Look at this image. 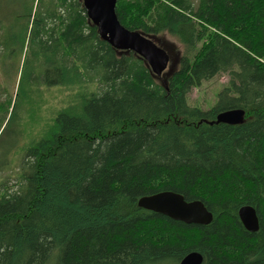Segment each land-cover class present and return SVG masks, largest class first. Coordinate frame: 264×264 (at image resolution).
I'll use <instances>...</instances> for the list:
<instances>
[{"label":"trees","instance_id":"1","mask_svg":"<svg viewBox=\"0 0 264 264\" xmlns=\"http://www.w3.org/2000/svg\"><path fill=\"white\" fill-rule=\"evenodd\" d=\"M116 14L130 31L176 39V68L157 77L114 49L82 0L0 3V67L22 58L16 97L0 82V128L9 116L22 129L18 169L0 176V264H180L191 253L264 264V0H118ZM220 75L217 104L189 106ZM55 90L65 95L50 111ZM233 110L243 123L216 122ZM167 191L213 221L138 206ZM245 206L258 232L241 223Z\"/></svg>","mask_w":264,"mask_h":264},{"label":"water","instance_id":"2","mask_svg":"<svg viewBox=\"0 0 264 264\" xmlns=\"http://www.w3.org/2000/svg\"><path fill=\"white\" fill-rule=\"evenodd\" d=\"M118 0H83L87 15L97 28L100 38L119 51H131L145 60L157 77L166 75L170 64L173 45L162 46L152 37L123 27L116 14ZM173 48V47H172ZM244 121V112L233 110L217 116V123L239 125ZM138 206L150 212L164 215L186 225L207 226L213 221V214L200 201L187 202L182 195L161 192L143 197ZM239 218L244 228L251 233L259 231L260 223L256 210L250 206L239 210ZM199 253H191L180 264H202Z\"/></svg>","mask_w":264,"mask_h":264},{"label":"rangeland","instance_id":"3","mask_svg":"<svg viewBox=\"0 0 264 264\" xmlns=\"http://www.w3.org/2000/svg\"><path fill=\"white\" fill-rule=\"evenodd\" d=\"M15 0H0V3L3 4V7L11 3L13 4ZM37 10V4L35 3L34 6V12ZM33 12V13H34ZM166 42L170 43L169 48L171 49L173 59H171V69H175L178 62H175V56L176 53L179 55L182 54V48L177 42L176 39L171 38L167 36ZM163 46H169L166 45V43L162 44ZM178 50L176 51V49ZM180 50V52H179ZM180 57V56H177ZM22 68V58L13 62H2L0 67V82L2 83L4 79L7 83H11L13 89H12V95L16 97L17 94V86L20 78ZM170 69V67H169ZM169 72V71H168ZM229 85V78L225 75L217 76L209 81H205L202 83V85L198 88H195L192 90V92L188 96V104L191 107H197L203 111H209L212 109L218 102V95L224 90L226 86ZM65 94L59 92L58 90H55L52 94H49L50 104H49V110L53 109L55 105H57V102L60 100V98H63ZM26 109L23 107V111ZM50 110V111H51ZM40 117H45L47 115V108H42L40 113ZM10 117L8 116L6 122L3 126L0 128V176H8L13 173V170L18 169V160L19 155L17 154L19 151V146L21 147V139L20 133L22 129L20 126H18L17 120L11 121L8 123ZM26 122L24 120L22 122V125ZM37 126L40 127V124L37 123ZM23 128V127H22ZM27 140V138H26ZM24 145V142L22 143Z\"/></svg>","mask_w":264,"mask_h":264},{"label":"flooded vegetation","instance_id":"4","mask_svg":"<svg viewBox=\"0 0 264 264\" xmlns=\"http://www.w3.org/2000/svg\"><path fill=\"white\" fill-rule=\"evenodd\" d=\"M177 56H180L179 53H178V54L176 53V56H175L176 58H175L174 63H175V62H179V57H177ZM170 57H171V59H173V56H172L171 53H170Z\"/></svg>","mask_w":264,"mask_h":264}]
</instances>
